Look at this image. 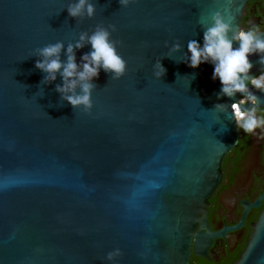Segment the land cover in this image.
Masks as SVG:
<instances>
[{
	"label": "water",
	"instance_id": "1",
	"mask_svg": "<svg viewBox=\"0 0 264 264\" xmlns=\"http://www.w3.org/2000/svg\"><path fill=\"white\" fill-rule=\"evenodd\" d=\"M249 1L92 0L95 17L76 19L74 0H0V264H190L193 245L206 254L210 198L242 135L215 105L241 94L220 97L214 65L192 68L185 53L189 40L203 44L211 12L244 29ZM100 24L116 25L128 70L114 80L101 69L89 114L60 97L62 77L41 82L35 50L66 49ZM90 51L77 49V62ZM249 58L259 75V54ZM235 264H264V212Z\"/></svg>",
	"mask_w": 264,
	"mask_h": 264
},
{
	"label": "clouds",
	"instance_id": "2",
	"mask_svg": "<svg viewBox=\"0 0 264 264\" xmlns=\"http://www.w3.org/2000/svg\"><path fill=\"white\" fill-rule=\"evenodd\" d=\"M123 7H127L130 0H119ZM69 15L76 19L93 18L96 15V4L92 0H74L67 6ZM204 26L203 44L191 39L187 43L186 59L184 62L192 68H198L202 63L214 65L213 79H219L222 88L220 97L234 98L239 93L241 98L231 105L217 103L215 109L226 112L231 109V119L245 134L256 135L259 129L264 133V113L261 110V97L257 91L264 92V70L259 75H251L254 63L250 55L259 54L258 63L264 65V31L255 27L250 29H237L232 20L216 10L206 17L201 18ZM116 25H97L90 34L83 31L75 42L64 41L49 43L35 50L39 59L35 67L46 75L41 82L51 84L62 77L63 83L56 85L60 97L69 102L74 109H81L91 114L94 107L93 91L97 88L94 79L98 78L101 69L111 74V79L118 80L124 77L128 70V62L118 52L121 43L112 39ZM238 42V47L234 43ZM91 45L92 51L86 52L77 62V49ZM182 45L174 44L168 57L172 53L181 51ZM190 53V55H189ZM62 54L67 59H62ZM154 68L156 78H161L166 73V68L157 60ZM256 90V91H254ZM121 255L119 249L109 252L108 259L114 260Z\"/></svg>",
	"mask_w": 264,
	"mask_h": 264
},
{
	"label": "flooded vegetation",
	"instance_id": "3",
	"mask_svg": "<svg viewBox=\"0 0 264 264\" xmlns=\"http://www.w3.org/2000/svg\"><path fill=\"white\" fill-rule=\"evenodd\" d=\"M244 29L264 31V0H250L242 16ZM264 113V107L258 115ZM237 145L224 158L223 176L210 198L206 254L193 253L190 264H235L247 248L264 212V133L241 130ZM217 234L216 236H212Z\"/></svg>",
	"mask_w": 264,
	"mask_h": 264
}]
</instances>
